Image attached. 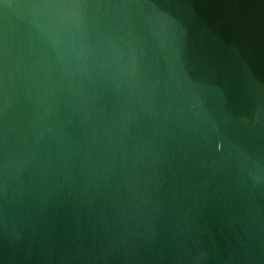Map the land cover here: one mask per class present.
<instances>
[{
	"label": "water",
	"instance_id": "water-1",
	"mask_svg": "<svg viewBox=\"0 0 264 264\" xmlns=\"http://www.w3.org/2000/svg\"><path fill=\"white\" fill-rule=\"evenodd\" d=\"M34 2L0 0V264H264V0H84L63 84Z\"/></svg>",
	"mask_w": 264,
	"mask_h": 264
},
{
	"label": "clouds",
	"instance_id": "clouds-1",
	"mask_svg": "<svg viewBox=\"0 0 264 264\" xmlns=\"http://www.w3.org/2000/svg\"><path fill=\"white\" fill-rule=\"evenodd\" d=\"M30 8L41 33L50 38L55 37L63 45L62 55L57 56V60L63 59L64 61L61 69V84L65 76H69L71 80L77 75L90 73V50L87 43L84 0H35ZM73 61L75 62L74 70L64 71ZM101 71L116 78L134 80L138 73L135 49L130 59L123 64L117 63L114 67L101 65ZM28 75L31 80L37 82L38 89H42L46 97L52 88L51 69L45 65L40 76L36 75L35 70L29 72Z\"/></svg>",
	"mask_w": 264,
	"mask_h": 264
}]
</instances>
